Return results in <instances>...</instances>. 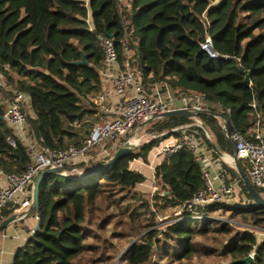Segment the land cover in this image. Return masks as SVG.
Returning a JSON list of instances; mask_svg holds the SVG:
<instances>
[{"label": "trees", "instance_id": "obj_1", "mask_svg": "<svg viewBox=\"0 0 264 264\" xmlns=\"http://www.w3.org/2000/svg\"><path fill=\"white\" fill-rule=\"evenodd\" d=\"M127 1L122 7L113 0H0V69L6 85L29 98L28 121L43 146L65 148L76 135L74 126L96 113L90 99L101 90L98 36L111 37L120 69L126 63L138 69L148 91L158 85L174 96L202 95L207 111L227 118L225 137L220 119L207 112L198 117L211 141L201 128L191 130L209 148L213 143L232 155L227 140L235 145L232 134L246 139L264 129V0ZM206 36L218 58L201 50ZM82 59L86 65H73ZM11 98L0 88V171L20 174L30 158L20 142L16 147L6 142L14 135L3 119ZM191 123L158 119L150 132L159 136L114 166L93 171L104 163L93 158L76 164L77 173L47 175L39 187V230L16 251L14 264H104L112 256L96 257L107 251L102 234L120 242L138 238L117 264H187L201 256L242 264L237 261L252 252L250 264H264V240L258 242L254 233L264 229V208L254 204L212 202L157 228L154 208H179L205 190L200 162L187 150L155 167L160 193L154 206L135 191L145 177L130 163L146 161L155 147L177 135V128Z\"/></svg>", "mask_w": 264, "mask_h": 264}, {"label": "built area", "instance_id": "obj_2", "mask_svg": "<svg viewBox=\"0 0 264 264\" xmlns=\"http://www.w3.org/2000/svg\"><path fill=\"white\" fill-rule=\"evenodd\" d=\"M113 1L121 4L122 7L128 6L127 0ZM96 40L102 50L103 68L116 66L119 70L116 75L112 76V84L114 92L123 100L114 117L108 121L96 123L90 135L80 146L68 145L57 151L43 146L41 139L35 136L28 121L30 115L29 98L24 93L17 92L7 86L0 69V88L5 92L12 93V98L3 114V119L14 135L8 136L6 142L11 147H16L17 141L20 142L26 148V153L30 158L27 169L20 174H6L0 171V215L3 208L17 196L20 199L14 211L21 213L28 209L31 204L32 183L41 171L51 167H75L80 162L87 163L93 159L91 152L96 148H99L101 153L95 159L106 162L108 159L105 158H110L115 151L105 148L104 144L107 141L124 138L130 133H133L134 136L137 135L147 124L161 119L162 115L169 110L207 111L202 95L192 97L174 96L168 89L161 92V87L158 85L148 91L142 83L141 73L138 69L130 67L128 63L125 64L123 70L119 69L115 44L111 38L98 36ZM199 46L210 58L219 57L213 50L208 36L205 37L202 43H199ZM90 100L94 104L101 103L104 101V95H98ZM251 107L255 108L254 104ZM197 119L193 120L191 124L177 128L175 137L169 141H163L156 147L157 153L165 158L179 151L187 150L194 156L196 161L203 160V137L191 130L193 127L201 128V122ZM224 135L227 137L226 133ZM204 136L206 139L211 140V136L205 132ZM230 139L235 142L234 148L237 159L244 166L252 186L256 190L264 192V129L258 127L251 138L244 139L239 134L234 133ZM150 140H146V142ZM137 141L126 140L123 146L131 144L134 148L138 147L140 143ZM154 169H152L153 182L155 181ZM77 170L75 167L76 173ZM203 178L205 180V190L197 192L191 199L185 201L178 208L177 215L182 212L196 214L205 205L231 196L240 183V180L234 183L221 182L215 188L208 173L204 172ZM153 188L156 189V187ZM36 219H38L37 216ZM253 254L252 252L250 256L253 257ZM9 264H14L13 260Z\"/></svg>", "mask_w": 264, "mask_h": 264}, {"label": "crops", "instance_id": "obj_3", "mask_svg": "<svg viewBox=\"0 0 264 264\" xmlns=\"http://www.w3.org/2000/svg\"><path fill=\"white\" fill-rule=\"evenodd\" d=\"M118 71L119 70L116 66L103 68L102 70L99 71L101 90L98 95H104V101L95 104L96 113L85 115L81 120V122L74 126V132L76 135L75 137L72 138L71 141L78 140L77 136H79L80 133H78L76 129L80 128V126L84 125V127L87 128L84 131V133L86 134L88 133L89 136L94 125L98 123L97 118L101 114L102 115L111 114L112 116H114L115 113L118 111L123 98L118 96L114 92L113 84H112V76L116 75ZM66 125L67 124H65V126ZM173 137L175 136H171L166 140L169 141ZM203 144H204V149H203L204 158L203 160L200 161V167L203 170V172L209 174L211 183L214 184L213 186L218 187V185L221 182H225V183L236 182L239 178L236 172L233 173L231 171L232 168L231 164L228 163L225 159L219 158L213 151L212 147L209 148L208 145L204 143V141ZM118 147L120 146H115L111 149L116 150ZM98 149L99 148L95 149L98 151V153L95 155L96 158L101 153V151H99ZM222 154H224L227 157L231 156L225 153ZM147 158L149 159L148 167L151 170L154 169L157 165H159L160 162H162V160L164 159V157H162L157 153L156 147L150 152ZM135 161L136 160H134V162ZM19 199H20L19 196L15 197L12 202L7 204L3 208L0 215V222L13 214H20L14 211L16 205L19 202ZM36 224H37L36 215H32L26 218H19L16 221L12 222L11 224L7 225L5 228H3L0 231V264H9L11 260H13L16 251L20 247H22L27 242L28 238L32 235L33 229L35 228Z\"/></svg>", "mask_w": 264, "mask_h": 264}, {"label": "rangeland", "instance_id": "obj_4", "mask_svg": "<svg viewBox=\"0 0 264 264\" xmlns=\"http://www.w3.org/2000/svg\"><path fill=\"white\" fill-rule=\"evenodd\" d=\"M3 96L5 98H7L6 95H3ZM8 99H9V97H8ZM113 117L114 116H112L111 114H103V115L101 114L97 118V121H98V123L99 122H105V121L112 119ZM197 120H199V118ZM151 125L152 124H150V125L147 124L143 128V130L139 131L137 133V135H135V136L133 133H130L124 138L113 139V140L107 141L104 144L105 148L111 149L115 146H123V143L126 140H134V139L138 140L137 142L140 143L139 144V146H140L141 144L146 142V140H150V139H154V138L158 137L159 136L158 134H154V133L150 132ZM201 125H202V123H201ZM86 129L87 128L84 127V125L80 126V128H77L76 129L77 132L80 133V135L77 136L78 140L77 141H75V140L70 141L68 143V145L82 144L83 141L88 136V133L87 134L84 133V131ZM160 135H162V134H160ZM138 147L133 148V150H137ZM98 150L100 151V149H98ZM97 153H98L97 150H93L91 152V155L93 156V158H96L95 155ZM148 164H149L148 158L146 161H143L142 159H137L135 162L132 161L130 163L129 167L131 166V170H133L135 172H139V173L144 175V177H145L144 182H142L141 184H138L135 188V191L138 192V194H140L144 200L149 201L150 204L152 206H154L155 201L153 200V197L155 196V194L160 193V187L157 185V183L155 181L153 182V179H152L153 173H152V170L148 167ZM77 172H79V171L77 170ZM153 187H156V189H154ZM215 188H217V187H215ZM221 202H226V203L229 202L231 204L235 203L237 205H252L253 204L252 200L247 197V195L243 191L242 187L239 185L236 186L235 191L231 196L222 198ZM153 210H154V214H155V222L158 223L157 228H161V226H162V224H164V222H168L172 218L177 216L178 208L167 209L163 212L162 211L157 212L156 208H154ZM234 225H236V224H234ZM151 229H153V228H151ZM155 229H156V227H155ZM254 233H255V236H256L258 242H261L262 240H264V229H260V230L257 229L254 231ZM98 234H102V233L98 232ZM102 236H103L104 241L106 242L103 247H105V251L107 250L108 252L107 251L101 252L100 254H97L96 257L105 258L106 256H109V257L112 256L111 261L109 260L108 262H106L104 264H117L119 258L128 249L130 244L138 239V238H135V239H131V240H121V242H120L117 239H113L108 234H102ZM113 256H114V258H113ZM157 260H158V256L156 255V256H154V261L152 263H154V262L156 263ZM219 263H226V262L220 261V259L216 258L215 256H201V257H197V258L192 259L187 264H219ZM226 264H231V262L226 263Z\"/></svg>", "mask_w": 264, "mask_h": 264}, {"label": "water", "instance_id": "obj_5", "mask_svg": "<svg viewBox=\"0 0 264 264\" xmlns=\"http://www.w3.org/2000/svg\"><path fill=\"white\" fill-rule=\"evenodd\" d=\"M111 38V37H110ZM73 65L75 66H84L86 65L85 61L82 59L80 62L77 63H73ZM245 83H249V79L248 76L246 75L244 78ZM208 113L212 116H214L217 119H220L223 122V131L224 133L227 131V127H228V120L227 118L220 113H214V112H210V111H190L187 109H173V110H169L167 112H165L162 115V118H171V117H176V118H184V119H191V120H195L197 119L201 114L203 113ZM202 130L207 134L210 135L208 130L201 125ZM228 142L231 144L232 149H233V153L231 156H228L231 161H232V168L235 170L240 182L242 183V185L244 186V188L246 189L247 194L250 196L253 204L258 207V208H264V196H262L251 184L246 172L242 169L237 156H236V152H235V148L233 146V144L230 142L229 139H227ZM212 149L215 152V154L222 159H225L224 154H222L217 148L216 146L212 143ZM134 146L131 144H126L124 146H120L118 147L114 153L112 154V156L106 161L104 162L101 166L95 168L93 171H96L98 169H107L110 168L112 166H114L118 160L122 159L123 157H125L127 154H129L132 150H133ZM75 172V167L73 166H61V167H51V168H47L43 171H41L34 179L33 183H32V195H31V204L28 207L27 210H25L24 212L20 213V214H13L11 216H9L8 218L2 220L0 222V231L5 228L7 225L11 224L12 222L16 221L19 218H26L32 215H36L37 211H38V195H39V187H40V183L43 181V179L50 174H57V175H65L68 173H72ZM39 230V222L37 219V224L35 226V228L33 229L32 235L34 236ZM253 261V257H251L250 255H248L246 258L239 260L237 262L242 263V264H250ZM234 262H231V264Z\"/></svg>", "mask_w": 264, "mask_h": 264}, {"label": "bare ground", "instance_id": "obj_6", "mask_svg": "<svg viewBox=\"0 0 264 264\" xmlns=\"http://www.w3.org/2000/svg\"><path fill=\"white\" fill-rule=\"evenodd\" d=\"M133 142H135V140H133ZM225 160H226L228 163H230V162H231V159H230V158H228V157H225Z\"/></svg>", "mask_w": 264, "mask_h": 264}]
</instances>
